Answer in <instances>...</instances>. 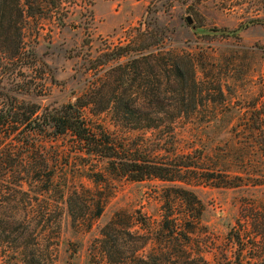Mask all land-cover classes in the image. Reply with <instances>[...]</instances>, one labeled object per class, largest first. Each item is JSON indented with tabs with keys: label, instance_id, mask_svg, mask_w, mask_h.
I'll return each instance as SVG.
<instances>
[{
	"label": "rangeland",
	"instance_id": "rangeland-1",
	"mask_svg": "<svg viewBox=\"0 0 264 264\" xmlns=\"http://www.w3.org/2000/svg\"><path fill=\"white\" fill-rule=\"evenodd\" d=\"M171 6L164 0H38L32 5L38 15L17 23L23 28L24 53L31 52L35 63L24 71L28 78L10 82V89L42 108L74 102L86 82H112L114 77L101 78L107 69L101 64L112 47L126 45L145 30L148 15L168 38L157 52L165 48L190 56L207 101L196 111L184 110L169 130L164 120L159 130L118 124L111 109H102L108 88L85 111L92 128H100L129 153L139 151L148 162L164 168V161L187 156L194 167L182 169L177 180L183 183L132 182L109 174L102 161L84 155L68 135H17L22 128L13 134L0 128V151L12 153L14 160L26 154L32 158L15 172L21 176L32 168L41 172L42 182L52 177L46 196L43 183H30L24 188L31 206L17 205L49 216V241L42 245L51 248L52 264H138L153 256L167 258L170 249L159 251L157 233L167 207L166 215L178 229L186 215L193 216L187 227L192 256L207 264H264V26L244 25L251 17L264 22V3L208 0L198 16L179 2ZM110 66L114 64H106ZM87 174H100L102 182L94 184ZM16 181L9 180V189ZM73 193L77 197L66 204ZM97 204L100 217L72 221L70 212L93 214ZM176 255L170 263L182 262Z\"/></svg>",
	"mask_w": 264,
	"mask_h": 264
},
{
	"label": "trees",
	"instance_id": "trees-1",
	"mask_svg": "<svg viewBox=\"0 0 264 264\" xmlns=\"http://www.w3.org/2000/svg\"><path fill=\"white\" fill-rule=\"evenodd\" d=\"M207 1L164 0V4L170 9L171 5L179 2L198 16L199 8ZM247 1L257 7L264 3V0ZM33 3H38V0H0V128L10 129L9 134L17 133L22 128L17 135L31 133L53 138L68 135L77 142L84 155L102 161L109 174L126 177L132 182L158 179L183 183L177 180L181 179L182 169L188 171L194 167L187 156L177 155L174 159H180V162L164 161V168L155 162H148L147 157L137 150H130V156L128 150L111 140L100 128H92L86 121L85 111L94 103L93 98L108 88L102 109H111L118 124L131 129L159 130L164 120V129L169 130L184 110L190 108L196 111L200 106L205 107V102L207 104L202 98L204 90L197 81L190 56L175 54L165 48L157 52L156 49H160L158 46L163 45L168 38L163 32L166 30L158 24L156 18H149L148 15L144 22L145 30L139 31L126 45L112 47L108 58L101 64L107 68L101 78L114 77L112 82H86L84 93L74 102L42 108L17 97L10 89V82L28 78L24 71L31 69L35 63L31 52L24 53L23 28L17 26V23L22 24L27 18L38 15V9L32 7ZM14 16L16 22L11 21ZM261 22L262 17H251L244 25L264 26V22ZM123 59L124 62L121 61ZM109 62L114 66L106 67ZM157 156H152V159ZM31 159L26 154L14 160L12 153L0 151V264H52L49 259L51 248L42 245L49 241L45 235L49 216L42 211L19 210L17 207L18 204L31 206L25 186L43 183L41 192L46 196L53 185L50 175L42 182L41 172L32 168L21 176L15 172L18 167H26ZM87 175V179L94 184L102 182L100 174ZM11 178L18 180L14 189L7 186ZM181 193L191 196L187 192ZM73 197H77L75 193L72 197L67 196L66 204L69 205ZM101 211L97 204V211L93 214L76 216L70 212V217L74 223L78 217L81 220H93L100 217ZM166 211V214L169 213L170 207ZM166 214L162 215V226L157 233L162 247L159 251L162 252L164 246L166 251L170 249L167 258L159 260L153 256L148 261H138V264H148L149 261L152 264H173L169 260L173 253L182 259V262L175 264H207L201 257L192 256L189 248L187 227L193 225L194 219L189 218L193 216L186 215L183 218V229H178ZM178 237H181L182 243Z\"/></svg>",
	"mask_w": 264,
	"mask_h": 264
},
{
	"label": "water",
	"instance_id": "water-1",
	"mask_svg": "<svg viewBox=\"0 0 264 264\" xmlns=\"http://www.w3.org/2000/svg\"><path fill=\"white\" fill-rule=\"evenodd\" d=\"M187 23H188V24H191V21H190L189 19H187Z\"/></svg>",
	"mask_w": 264,
	"mask_h": 264
}]
</instances>
